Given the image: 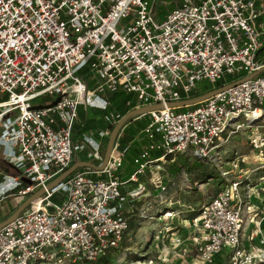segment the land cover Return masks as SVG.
Masks as SVG:
<instances>
[{
  "label": "built area",
  "instance_id": "2783aa9c",
  "mask_svg": "<svg viewBox=\"0 0 264 264\" xmlns=\"http://www.w3.org/2000/svg\"><path fill=\"white\" fill-rule=\"evenodd\" d=\"M156 2L0 0V94L8 95L0 102V155L18 171L4 175L0 198L45 189L0 229V264H92L125 239L126 206L146 194L141 176L149 170L151 185L166 190L162 165L178 156L209 160L245 128L254 149L264 146V76L196 106H167L199 87L212 91L226 75L243 79L264 67V0H184L162 15ZM120 89L135 93L137 107L164 104L147 114L133 172L119 175L132 148L122 144V130L103 170L77 171L48 189L86 152L74 143L80 108L117 123L109 97ZM46 95L53 100L42 103ZM111 132L83 137L88 161L102 163ZM231 164L238 171L240 158ZM222 175L227 183L191 220L195 256L177 264H264V245L256 250L247 228L254 210L244 181Z\"/></svg>",
  "mask_w": 264,
  "mask_h": 264
},
{
  "label": "rangeland",
  "instance_id": "374dc122",
  "mask_svg": "<svg viewBox=\"0 0 264 264\" xmlns=\"http://www.w3.org/2000/svg\"><path fill=\"white\" fill-rule=\"evenodd\" d=\"M183 1L157 0L156 11L162 15ZM260 28L264 39V18ZM261 55L264 56V51ZM82 73L84 70L80 72ZM132 95L137 100L135 93ZM6 98L7 94H0V99ZM40 100L45 103L53 98L46 95ZM136 102L140 103L138 100ZM261 123L264 125V120ZM250 134V129H241L223 143L220 154L204 161V167L226 173L228 181L237 175L242 177L246 189L244 195L250 197L247 200L254 210L249 217L247 228L250 229L249 236L254 239L251 243L254 242L252 245L258 250L264 245V146L254 149L249 142ZM102 154L105 155V149ZM236 156L240 158L241 165L239 170L234 172L231 161ZM195 161L192 156H178L175 162L162 165L165 169L163 173L167 177L166 190L156 188L149 180L144 179L146 194L139 198L134 207L128 206L126 209L131 227L123 240L124 248L115 257V264H177L195 256L193 243L194 236H198V230L191 220L204 201L215 194L211 185L198 180V176L205 169ZM186 162L192 166L191 172L182 166ZM61 197L62 194H58L53 200L58 202ZM225 255L226 251H222L216 260L222 262Z\"/></svg>",
  "mask_w": 264,
  "mask_h": 264
},
{
  "label": "trees",
  "instance_id": "16d2710c",
  "mask_svg": "<svg viewBox=\"0 0 264 264\" xmlns=\"http://www.w3.org/2000/svg\"><path fill=\"white\" fill-rule=\"evenodd\" d=\"M261 76H264V73H262ZM239 78H240V76L226 75L222 79L218 80L213 86H211L210 90L225 86L229 83H232V82L238 80ZM205 92H206V90H204L203 87H199V89H196L192 92L191 97L193 98V97L202 95ZM6 100H7V98L6 99H0V102L6 101ZM109 100L111 102L110 110L112 111L113 115H115V116L120 115V118L118 120H120L129 111H131L132 109L136 108L139 105V103L136 102L137 100L134 98L132 93H128L122 89L113 93L109 97ZM185 108H179V110H183ZM97 114H98L99 119H97L98 117L88 118L87 112H85L83 109L80 108V110H79V116L80 117H79V120L77 121V123L75 125V129H74V132H75L74 133V143L76 145H78L77 143L79 141H81V140H82V142L84 141V139H83L84 134H87V133L88 134H94L95 130L96 131L97 130H104V129H110L111 131L113 130L116 123L110 124V123H107L105 121L104 115L106 114V112L97 110ZM148 121H149V116L144 115L139 119H135V120H132L131 122H129L127 125H128V127L131 125V127L125 128L127 126L126 125L122 131V136H121L122 144L127 145L128 143H130L133 140L134 135H136L135 133H142ZM108 140H109V138L107 139V142H108ZM204 161H206V160L197 159L195 161V162H198V164H197L198 166H201L205 169L198 176V180H201L204 183H208L209 185L212 186V188L215 189V194L211 195V197L209 199L205 200L204 201V203H205L208 200H210L213 196H215L224 187V185L227 183V181L221 172H215L214 170H209L208 168L204 167ZM74 162H76V161H74ZM194 164H196V163H194ZM182 166H184L187 170H189V172L192 171V166L190 165V163L186 162ZM84 170H91V169L80 168V169L76 170L75 172L84 171ZM26 184L27 183H24V186ZM199 210L196 211V213H194V214H198ZM122 243L117 248H113V249L109 250L103 257H101L99 260H97L96 262H94L92 264H115L116 255H118L122 251V249L124 248L122 246Z\"/></svg>",
  "mask_w": 264,
  "mask_h": 264
},
{
  "label": "water",
  "instance_id": "95a60500",
  "mask_svg": "<svg viewBox=\"0 0 264 264\" xmlns=\"http://www.w3.org/2000/svg\"><path fill=\"white\" fill-rule=\"evenodd\" d=\"M264 73V67L258 69L255 71L253 74H251L248 77H245L243 79L236 80L232 83H229L225 86L219 87L217 89H213L212 91H209L207 93H204L202 95L182 100V101H177V102H170L167 104L168 107L170 108H185V107H190L194 106L220 92L226 91L244 81L250 80L256 76L261 75ZM59 100V99H58ZM56 103V102H55ZM54 103V104H55ZM164 108V104L159 103V104H154V105H146V106H141V107H136L129 111L126 115H124L115 125V127L112 130V134L109 136V140L105 149V155L103 158V161L100 165H95V163L90 162V161H76L73 163V165L67 169L64 173L60 175L55 181L51 182L48 185V189L53 188L55 185L61 183L68 177H70L72 174L75 173L76 170L80 168H89V169H94L101 171L105 168L106 164L108 163L112 150L114 148L115 141L120 134V132L124 129V127L131 122L132 120H135L138 117L147 115L149 112L154 111V110H160ZM28 184L30 183V180L26 181ZM45 193V189L42 188L38 190L36 193L32 194L31 196L27 197L24 199V201L20 204V206L12 212V214L5 220L0 222V229L3 228L5 225L9 224L13 220H15L20 214H22L36 199L42 197V195Z\"/></svg>",
  "mask_w": 264,
  "mask_h": 264
},
{
  "label": "crops",
  "instance_id": "0c3cea01",
  "mask_svg": "<svg viewBox=\"0 0 264 264\" xmlns=\"http://www.w3.org/2000/svg\"><path fill=\"white\" fill-rule=\"evenodd\" d=\"M81 109H83L85 112H87V117L89 118V114L87 109H85L83 106L81 107ZM96 117H98L97 111H95ZM128 125L125 127L127 128ZM131 125L128 127L130 128ZM99 130H95L94 134H84L85 135H89V136H96ZM144 135L143 133H137V135H134L133 140L130 142L132 143V148L128 154V157L125 161V167L119 172V175L122 179H126L127 177H129V175L133 172L134 170V163L132 161L133 156L137 155L139 152V149L141 148V146L144 143ZM128 143V144H130ZM78 145L83 144L86 146V152L90 149V145L86 144L84 141L82 142L79 141L77 143ZM86 152H83L81 154H77L74 157V161H88V159L86 158ZM153 170H149L145 175L141 176V181L143 183H145L144 179H146L147 181L149 180L150 182V177H151V173ZM18 171L16 170V168H14L11 164H9L8 162L4 161L0 155V183L3 180V177L5 174H9L12 176L17 175ZM146 184V183H145ZM136 183H133V186H136ZM24 201V197L18 194H15L13 196L9 195L6 196L4 198H0V222L7 219L12 212H14L19 206L20 204ZM129 206V205H128ZM126 206V209L127 207ZM130 221V220H129ZM131 226V223H130Z\"/></svg>",
  "mask_w": 264,
  "mask_h": 264
}]
</instances>
